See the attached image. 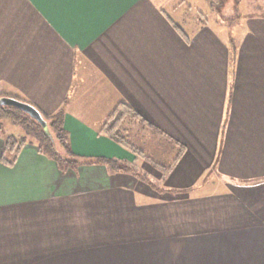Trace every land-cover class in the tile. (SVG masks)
Segmentation results:
<instances>
[{
    "label": "crops",
    "instance_id": "crops-1",
    "mask_svg": "<svg viewBox=\"0 0 264 264\" xmlns=\"http://www.w3.org/2000/svg\"><path fill=\"white\" fill-rule=\"evenodd\" d=\"M186 3L0 0V93L62 111L79 161L8 165L0 134V264H264V0ZM119 103L140 154L102 131Z\"/></svg>",
    "mask_w": 264,
    "mask_h": 264
},
{
    "label": "trees",
    "instance_id": "trees-1",
    "mask_svg": "<svg viewBox=\"0 0 264 264\" xmlns=\"http://www.w3.org/2000/svg\"><path fill=\"white\" fill-rule=\"evenodd\" d=\"M1 96H3L2 93H0V97ZM117 109H119V112H123L124 110H126V113H130L131 116H133L140 122H145V120L124 103H119V105L114 107V109L106 116L104 120L105 127L102 128V131L108 134L111 138H113L121 145L123 144L128 146V141H124V136L119 135L117 132L113 133L112 130L115 129L114 123H111L109 126H107V123L113 118L114 113ZM41 116L45 121V127H42V125L38 121H36L34 118H32L30 115L20 110L19 108L15 106L0 104V119H6L13 123L19 124L29 136L37 140L39 152L52 158L57 163L60 169H64L65 167L72 168L76 166L79 161L76 160L73 152L70 149L67 132L62 124V111L59 110L56 113L50 115L42 114ZM24 143L25 138L17 140L13 135L5 136L3 150L9 152L12 156L9 159L3 158V161L8 165L12 164ZM56 144L62 149V155L58 153L55 146ZM174 144L177 147V152L174 153L172 160L168 161L166 165L163 162L159 163V166L164 171H167L169 168H171L172 164L176 162L177 158L183 151L182 145L176 142H174ZM133 150L137 152V154L141 153L137 149ZM95 160L96 162L106 164L111 170L129 171L135 176L139 177L141 180L148 183L153 188H156L142 172L138 171V169L129 164L100 157L96 158Z\"/></svg>",
    "mask_w": 264,
    "mask_h": 264
},
{
    "label": "rangeland",
    "instance_id": "rangeland-1",
    "mask_svg": "<svg viewBox=\"0 0 264 264\" xmlns=\"http://www.w3.org/2000/svg\"><path fill=\"white\" fill-rule=\"evenodd\" d=\"M196 3H197V0H187V3L185 4V7H188V5L196 7V5H195ZM221 15H222L221 17L223 19L229 20L228 21L229 23H232V22H234L233 20H235V18H232V16L231 17H226L223 13H221ZM240 16L242 17V13L238 14V18H240ZM118 110L119 109H117L116 112L114 113L113 118L111 120H109V122L107 123V126H109L111 123H114L115 129L112 130L113 133L117 132L119 135L124 136V138H125L124 141L125 142L128 141V146H130L131 148H135V147L136 148H140L139 145H136L134 143L135 140H134L133 134L135 135V132L138 133V131H135V129L139 127L141 122L139 120H137L136 118H134L133 116H131L130 113H126V110H124L123 112H119ZM8 121L6 119H0V134L3 135V137H5L7 135H13L17 140H20L21 138H25V143L27 141H29V139H34L32 141L36 143V146H37V149H38V142H37V140L35 138L29 136L19 124L13 123L11 121L8 122ZM104 123L105 122L103 121L102 128L105 127ZM127 132L130 133V137L129 138H127ZM3 145H4V143H3ZM55 146H56V149H57L58 153L60 155H62L63 154L62 149L57 144ZM8 157H9V155H8ZM151 158H153L152 155L150 156V159ZM163 163L165 165L167 164V162H165V161H163ZM136 169H138V171L142 172L148 178V176H149L148 173H146L145 171L143 172L138 167H136Z\"/></svg>",
    "mask_w": 264,
    "mask_h": 264
},
{
    "label": "water",
    "instance_id": "water-1",
    "mask_svg": "<svg viewBox=\"0 0 264 264\" xmlns=\"http://www.w3.org/2000/svg\"><path fill=\"white\" fill-rule=\"evenodd\" d=\"M0 104L15 106L19 108L20 110L26 112L28 115L34 118L36 121H38L42 125V127H45L44 119L33 105L9 96L0 97Z\"/></svg>",
    "mask_w": 264,
    "mask_h": 264
}]
</instances>
